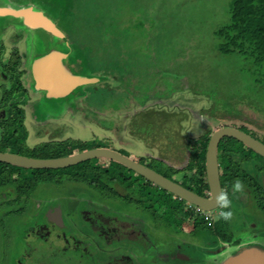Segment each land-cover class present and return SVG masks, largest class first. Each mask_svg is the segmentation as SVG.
<instances>
[{
  "label": "rangeland",
  "instance_id": "374dc122",
  "mask_svg": "<svg viewBox=\"0 0 264 264\" xmlns=\"http://www.w3.org/2000/svg\"><path fill=\"white\" fill-rule=\"evenodd\" d=\"M230 2L136 0V6L131 4L130 8L135 7L131 9L147 16L144 26L149 27V33H152L149 37L151 46L141 52L142 60H136L138 63L131 68L137 72L120 71L122 63L118 59L114 67L116 75L118 77V73L123 72L125 76L116 81L109 72V76L102 75L104 66L111 64L109 60L116 52L108 49L103 62H94V55L87 46L83 48L87 42L101 41V37L108 40L117 38L105 33L107 25L103 21L99 23V18L97 26L91 24L93 0H0V6H35L53 19L65 34L63 38H52L42 29H22L16 17H0V41L4 42H0V119L12 120L14 116L20 119L27 134L24 144L19 142L23 155L29 156V147H36L38 154L52 153L56 147H65L64 141L78 140L84 149L98 145L110 147L125 152L175 181L191 184L192 174L187 167L196 162L193 158L195 147L191 146L193 140L205 134L211 135L220 127L231 126L264 142V83L258 82L253 73L241 72V67L246 65L243 60L234 55L225 56L217 47L218 39L214 32L230 20ZM82 8L87 10L84 17ZM148 19L151 24H147ZM166 21L171 23L174 33H178L175 29L179 25L194 37L193 43L183 44L185 65H182V60L174 63L167 60L164 53V63L156 58L155 52H166L164 47L170 49L174 46L156 35L161 27L165 29V35L170 34L171 27ZM140 40L144 43V39ZM182 42L180 36L173 41L177 45ZM176 49L179 52L181 46ZM54 50L67 55V60L63 61L66 74L73 73L96 81L60 97L38 89L29 70L30 63ZM102 53L104 50L99 49L98 55ZM18 54L22 60H18L16 68L14 62ZM174 67L186 70L180 73L178 81L174 78L178 77ZM207 68L211 77L202 79L207 77ZM15 69L21 72L24 90L17 86L19 78L11 77L16 74ZM147 80H151L152 85H146ZM139 83L142 85L141 93L135 88ZM146 87H149L148 93ZM14 89L24 92L9 103L11 96L6 92ZM141 95L145 99L141 100ZM19 97L25 101L19 103ZM4 101L7 103L3 104ZM12 107L16 108L15 112ZM4 130L0 126V151L12 152L2 141ZM190 140L192 142H188ZM45 142L49 145L45 146ZM221 145L230 151L237 150L235 146L242 150L232 153L230 158L219 154L221 178L224 179L223 170L229 159L236 162L233 169L238 167V163L243 170L247 168L246 175L241 173L242 177L252 174L256 164L264 167V160L254 158L255 154L242 148L241 144L226 140ZM99 162L108 163L103 159ZM0 166L2 168L3 165ZM4 167L0 177L7 178V182L14 184L13 180L20 177L17 180L21 185L28 180L23 179L22 169L10 167L14 169L13 175L9 176V166ZM75 168L53 171L70 173ZM196 168L195 164L193 170ZM124 170L125 178L119 176L118 186L112 187L120 193L116 196L104 195L99 188L89 186L83 180L41 183L36 190L23 192L18 199L14 186L0 185V191L4 189L0 192V200L5 197L10 200L0 202V264H116L124 257L131 258L134 264H169L174 260L170 253L176 247L180 254H189L194 259L191 261L193 264H221L251 243L264 248V210H261L264 209V194L260 189L262 185L257 181L254 183L250 177L242 181L243 185L250 184V188L232 196V223L227 227L233 233L240 231L236 237L242 243L227 245L222 254L216 255L218 249L222 251L224 243L217 235V223L211 226L210 221H216L224 209L206 212L194 207L187 209L188 205L180 198H173L171 193L162 191L152 182L150 184L142 177L132 176L130 170ZM229 179L236 181L233 176ZM252 199L259 200V208L250 206ZM57 205L63 208L65 225H60L59 229L51 226L43 215L47 207ZM200 213L206 219L194 216ZM99 214L105 218L108 216L110 223L103 226L106 229L117 228L120 239L114 229L101 233L105 230ZM249 223H252L251 229L247 226ZM132 225V236L144 234V238L136 243L125 240L129 236L122 233ZM213 226V231H197L198 227L202 230V227L211 229ZM244 226L247 229L242 230ZM163 252L170 255L161 257ZM176 262L190 263L188 260Z\"/></svg>",
  "mask_w": 264,
  "mask_h": 264
},
{
  "label": "trees",
  "instance_id": "16d2710c",
  "mask_svg": "<svg viewBox=\"0 0 264 264\" xmlns=\"http://www.w3.org/2000/svg\"><path fill=\"white\" fill-rule=\"evenodd\" d=\"M93 2H94L92 7L93 19H91L90 17L91 24L97 26L98 24L97 18H99V23L103 21V23L107 25V27H105L106 28L105 33L110 35H116L118 39L114 38L113 40H108L107 38L104 39L103 37H101L99 38L101 39V41L93 40L87 42V45L84 44L83 48L84 46H87L89 52H91L94 55L93 56L94 62L100 60L103 62L104 59L106 58L107 53L109 52L108 49H111L116 52L115 54L110 53L113 55V59L109 60V62L111 63L110 65H106V67L104 66L105 69H103L102 75H106V76L111 75L116 79V81L120 80L121 79L120 77L125 76L123 72H119L118 75L119 74L120 75L118 77L116 75L117 72L115 71L114 67L118 59L120 63H122L119 67L120 71L127 70V71L137 72L135 68H133V70H131V68L134 65H136L135 63H138L136 60H142L143 57L141 55L142 54L141 52H143L145 49H149V47L151 46L150 45L151 38L149 39V37L152 36V33H149L150 31L149 27L144 26L146 24L144 22L147 16H144L143 14L136 12L135 9H131L135 7L130 8L131 4L136 6V0H93ZM127 5L128 7H126ZM230 8H231L230 20L225 25H222L221 27L217 28L214 32L215 37L218 39V46H217L218 50L221 53L225 54V56L234 55L237 58L243 60L246 63V65L241 67V72L253 73L257 76L256 80L258 82L264 83V0H231ZM86 12L87 10L82 8L81 14L83 17L86 14ZM166 23L168 22L166 21ZM147 24H151L149 19L147 20ZM168 24L171 27V23ZM163 32H165V29L161 27L160 32L156 33V35H158L157 37L159 39L169 41L174 46L170 48L172 51L168 47H164L163 49L166 50V52H155L156 58L157 59L160 58L159 61L161 63H164L162 57V54L164 53L167 56V60L170 61L172 60L173 63L175 61L179 62V60H182L183 61L182 65H185V63H187V60H186V54L184 53V51H182L185 50L183 44L184 43L191 44L194 42L193 39L194 37L193 35H191L192 33L186 31L185 29L180 28L179 25H177L175 29V32L178 33H174V29H172V27L170 34L165 35ZM177 36H180L184 41L180 45L173 43V41L177 38ZM140 39H144V43H141L142 41ZM179 46H181V50H179L178 52L176 48ZM99 49H103L104 53L98 55ZM114 57H116V59H114ZM150 59L151 58H149V60ZM17 62L18 61L14 62V64H16ZM173 70H176L178 72V77L177 76L174 77L176 81L180 80V73H184L186 71L185 69H181L177 67L176 68L174 67ZM205 74H207V77H201V78L210 79L211 76L209 75L211 73H209L208 68L206 69ZM20 75L21 72H17L16 70V74H12L11 77L17 76L19 78ZM143 79H141V81ZM141 83L142 85L144 84L143 82ZM141 83L135 86V88L140 93L142 92V85L140 86ZM145 83L146 85L148 84L152 85L151 80H147ZM17 86L22 89V85L19 81ZM120 87L121 85L119 86V88ZM220 87L221 86H218V88ZM148 89L149 87H146L147 93L149 92ZM21 92L24 91L22 90ZM21 92H16V90L14 89L11 91L10 90L7 91L6 95L11 96L10 99L13 101V99L17 98L18 94ZM140 98L141 100L145 99L144 95H141ZM5 103H7V101L3 102V104ZM12 109L13 112L16 111L15 107H12ZM0 126H2V128L5 129L2 140L3 142H6L5 146L7 148L10 147L11 148L10 151L12 152L24 154L21 151V148H22V144H24L25 142L27 134L18 116H14V119L12 120L0 119ZM209 139H210V134L209 135L205 134L198 140H193L194 143H192L191 146L195 147L193 158L196 159V162L194 164L191 163V166L188 165L187 167L188 171L190 172L189 174H192L190 175L191 184H187V185L183 184L186 186V188L188 187L189 189L196 191L199 194H205V192L209 188L206 178V169H205V156L207 150L206 148ZM226 140L230 142H237L238 144L242 145V148L248 150V152L254 153L255 154L254 156H260L255 151L249 149L245 144H243L242 142H240L239 140L233 137H224L221 140V142L222 141L224 142ZM20 141H22V144L19 143ZM188 142H192V141L190 140ZM221 142L219 144V148L217 149H218V154H221L224 157L228 156V158H230L231 156L233 157L232 153L242 151L238 149L239 146L234 147L235 149H237L235 151H230L228 148L225 149V147H222L223 144L221 145ZM47 143L49 142H45L46 144L45 146L49 145ZM63 143L66 145L65 147L64 146L61 148L56 147L54 151H52V153L45 152L42 154H38L36 152L37 149L36 147L33 148L29 147L27 152L29 156H37L38 154V156L41 158H47V157H61V156L74 154L76 153L74 152L76 149H79L77 152L85 150L83 146H80L81 141L78 140H66ZM226 145L228 146V143H226ZM98 146H103V145H98ZM122 153L126 154L125 152ZM99 159H103L108 163L99 162ZM99 159L94 158L81 162L77 165L65 167V168H73V167L76 168L74 169V171L70 173L60 172V174H58L57 171H53L54 169H40V168L32 169V168H26V167L0 162V164L3 165L2 168L0 166V173H2V171L5 169L3 168L4 166H9L11 168L16 167L17 169L23 170L22 172V174L24 175L23 179L28 178V180H25V183L23 181V183L19 185L17 179L20 180L21 179L20 177L15 178L13 180L14 184L7 182L8 181L7 178L3 179L2 177H0V185L14 186L19 194L17 196L18 199V197L20 198L22 194H24L23 192L36 190L37 186L41 183L43 184V183L51 182L55 184L67 180L69 181L83 180L89 186L99 188L98 190L102 192L104 195L116 196L120 193H118L117 189H114L112 187L118 186L117 179L119 178V176L125 178L124 169L130 170L132 176L136 175L145 179L143 176L139 175L134 170L130 169L129 167L123 165L120 162L108 158H99ZM235 163L236 162L234 161V159L233 160L229 159L224 166V175H225L224 177H226L227 181L229 180L230 187L231 185L234 184V182H232V179L229 178L233 176L235 179H239L241 173H243L240 163H238L239 165L237 168L233 169V165ZM195 164L197 165V168L194 171L193 168ZM13 169H11L10 171L11 175L9 176L13 175L12 172ZM245 170L247 171L246 167ZM110 173L113 175H111ZM244 174L246 175V172ZM247 177L248 176L246 177L241 176L243 180H245ZM146 181L151 184L149 180ZM221 181L222 184H224L223 178ZM248 185L250 186V184ZM162 191H165V189H162ZM263 205L264 204H262V206ZM224 224L225 222L221 221L220 223L221 227H219L217 231L218 234H221L222 238L227 240L231 235L224 228Z\"/></svg>",
  "mask_w": 264,
  "mask_h": 264
},
{
  "label": "water",
  "instance_id": "95a60500",
  "mask_svg": "<svg viewBox=\"0 0 264 264\" xmlns=\"http://www.w3.org/2000/svg\"><path fill=\"white\" fill-rule=\"evenodd\" d=\"M4 16L16 17L23 23V26L32 30L42 29L48 36L52 35V38H63L65 36L53 19L31 4L19 8L0 6V17ZM37 59H35L34 69H32L31 73L36 81L37 88L47 91L50 96L60 97L70 93L79 86L96 81L94 78L81 77L73 73L71 75L66 74L63 69V61L67 60V55H64L61 50L50 51L46 56H42L40 60ZM224 137H233L264 157V142L260 139L237 127L223 126L216 129L210 135L206 148L205 169L209 187L207 195H201L188 187L186 188V186L165 176L154 168L120 151L105 146L85 149L66 156L47 158L0 151V162L32 169H58L94 158H108L122 163L143 176L145 180H149L181 200L193 204L206 212L218 208L215 203V196L223 192L217 148H219V144ZM224 264H264V254L257 248L245 247L238 255L229 257Z\"/></svg>",
  "mask_w": 264,
  "mask_h": 264
},
{
  "label": "flooded vegetation",
  "instance_id": "af4514ba",
  "mask_svg": "<svg viewBox=\"0 0 264 264\" xmlns=\"http://www.w3.org/2000/svg\"><path fill=\"white\" fill-rule=\"evenodd\" d=\"M22 22L19 20V26L22 28V29H25V28H27V29H30V28H28V27H25V26H23V23L21 24ZM24 27V28H23ZM18 36H20V34L18 35ZM0 42H2V43H4L2 40L0 41ZM16 47V46H15ZM21 55H19L18 54V57L16 58V61H18L19 59L20 60H22L21 59V57H20ZM126 56V55H125ZM40 56H38V57H36V58H39ZM35 58V59H36ZM38 60V59H37ZM15 61V62H16ZM38 62V61H37ZM36 62V63H37ZM33 64H35V62L34 63H30V72H32V69H34V66H33ZM16 65H17V67H18V62L16 63ZM33 79H34V77H33ZM33 81V80H32ZM19 82L21 83V81H20V77H19ZM34 82H35V85H36V81H35V79H34ZM22 85V84H21ZM23 86V85H22ZM23 88V90H24V87H22ZM43 94H44V92H43ZM19 101L21 102V103H23L25 100L24 99H21L20 97H19ZM19 102V103H20ZM19 103H18V105H19ZM246 132V131H245ZM248 133V132H247ZM250 134V133H249ZM1 151H5V150H1ZM8 151V150H7ZM118 151V150H117ZM14 153H17V152H14ZM19 154H21V153H19ZM259 155V154H258ZM261 156V155H260ZM260 156H256V158H258V157H260ZM254 158H255V156H254ZM262 160H264V157H260ZM218 159H219V154H218ZM258 162H259V164H260V161L258 160ZM147 165V164H146ZM255 168H253L254 169V172H251L252 174H250L248 177H250L251 178V180L254 182V183H256L255 181H257V183H260L261 185H262V188H260L261 190H262V192H263V194H264V167L262 166H259V165H257L256 164V166H254ZM3 168H5V167H3ZM8 169V171L7 172H10L11 171V168L10 167H8L7 168ZM156 170V169H155ZM243 170V169H242ZM158 171V170H157ZM159 172V171H158ZM220 172H221V170H220ZM243 173H245V172H247L245 169L242 171ZM160 173H162V172H160ZM223 173H224V170H223ZM163 174V173H162ZM165 175V174H164ZM165 176H167V175H165ZM167 177H169V176H167ZM170 178V177H169ZM172 179V178H171ZM241 181H244L243 180V178H241V176H240V178H239ZM147 180V179H146ZM145 180V181H146ZM174 180V179H173ZM221 180H222V178H221ZM235 180H237V179H235ZM178 182V181H177ZM222 182V181H221ZM180 183V182H179ZM182 185L184 184V183H181ZM257 185V184H256ZM8 186H11V185H8ZM185 186V185H184ZM229 186V187H228ZM11 187H13V186H11ZM253 187V186H252ZM222 190H223V192H227L228 193V196H229V199L232 201V206H231V209L230 210H232V207H233V205H234V202H233V200H232V196H234L235 195V193L233 192V190H232V185H231V187H230V184H229V180L227 181V179H226V177H224V184H222ZM247 188H250V186L249 185H244V188H243V190H247ZM14 189H15V187H14ZM4 190V189H3ZM2 189H1V191H3ZM0 191V192H1ZM250 191V190H249ZM7 192V191H6ZM166 192H168V191H166ZM196 192V191H195ZM169 193V192H168ZM198 193V192H197ZM207 193H208V190L205 192V194H201V195H207ZM240 193V192H239ZM249 192H247V194H248ZM172 194V193H171ZM249 195V194H248ZM3 196H5V195H3ZM172 196H173V198H175L176 196L174 195V194H172ZM169 198V197H168ZM171 198V197H170ZM176 198H178V197H176ZM3 200H5V201H10V200H8V199H6V197L4 198V199H2V201ZM14 200V199H13ZM1 200H0V202H2ZM181 201H183V202H185V204H186V206L188 205V207H186L187 209L188 208H190V207H194L195 209H197L198 207L197 206H195V205H193V204H190V203H187L186 201H184V200H181ZM259 200L257 199L256 201L254 200V199H252V204L250 205V206H253L254 208H259ZM264 204V203H263ZM59 205H57V206H54V207H52V208H46L45 209V211H44V213H43V215H45V217H46V219H47V221H48V223L51 225V226H53V227H55V228H58L60 225H62V226H65L64 225V216H63V208H62V206H59ZM264 206V205H263ZM262 206V208H264ZM219 208V207H218ZM261 209V208H260ZM200 212H205V211H202L201 209H198ZM262 211L264 210V209H261ZM188 212H189V210H188ZM60 214H62L61 215V217H60ZM99 215H101V214H99ZM103 215H101V217H102ZM195 217L196 216H201L200 218H202V219H206V217H204V215H201V213L200 214H196V215H194ZM107 219H108V216H106V218L105 217H102V228H103V230H105L104 232H101V233H105V232H107V231H110L111 229H114V232L115 233H117V236H118V239H120V237H121V235H120V233H118V232H116L117 230V228H115V227H112V228H109V229H106L103 225H105V224H108V223H110V222H108L107 221ZM205 222H206V220H204ZM221 221H223V219H221L220 217L218 218V219H216V221H210V223H211V226L212 225H214L215 224V222L217 223V227L219 228V227H221V225H220V223H221ZM225 222V224H224V228L226 227H229L230 226V224L232 223L231 222V220L230 221H224ZM244 225V224H243ZM256 225V224H255ZM255 225H253L254 227H255ZM247 226H248V228H252V223H249V224H247ZM132 227H133V225L130 227V228H128V230H125L124 232H122L123 234H124V236H129V238L128 237H125L126 239L125 240H128V241H134V243H136V242H138L140 239H142V238H144V234H140V233H137V237H134V235L132 236V233L131 232H133V230L134 229H132ZM197 227H194V229H196ZM214 228H215V226H213V227H211V229H207L206 227H202V230H201V228H199L198 227V230L197 231H203L204 232V230H214ZM59 229V228H58ZM136 229V228H135ZM245 229H247L245 226H244V228L242 229V230H245ZM227 231L229 232V234L231 235V236H229V240L227 239V240H225L224 238H222L221 237V234H218L217 233V235H219V237H221V239H222V241H223V247H222V251H220L219 252V249L216 251V255H218V254H222V252H223V250L225 249V247H227V245H232V246H234V245H236V246H238V245H240L241 243H242V240L239 238V237H236V235H238V233H240V231L239 232H236V233H233V232H231L230 231V229L228 230V228H227ZM244 233V232H243ZM132 236V237H131ZM220 239V240H221ZM247 247V246H246ZM248 247H254V248H257L258 250H260L261 252H263V254H264V248H262V247H260L258 244H256V243H251V244H249L248 245ZM240 248V247H239ZM239 248H238V250H239ZM176 250L174 251V252H171L170 254L173 256V261L171 262V263H169V264H183V263H177L176 261H182V260H188V262H190L189 264H193V262H191V261H193L192 260V258H191V256L189 255V254H180L178 251H177V247L175 248ZM243 249H244V247H243ZM243 249H241L240 251H238L237 253H235V254H233V255H231V256H234V255H238ZM170 254H168V253H164L163 252V254L161 255V257H164L165 255L168 257ZM178 254H179V257L177 258V256H178ZM126 256V255H125ZM230 256V257H231ZM196 257V256H195ZM228 259V258H227ZM226 259V260H227ZM225 260V261H226ZM127 262L129 263V264H134V262H133V260L131 259V258H127V257H124V258H120L117 262H116V264H127ZM225 262L223 261V262H221V264H224ZM194 264H196V263H194ZM198 264V263H197Z\"/></svg>",
  "mask_w": 264,
  "mask_h": 264
},
{
  "label": "clouds",
  "instance_id": "9594fccd",
  "mask_svg": "<svg viewBox=\"0 0 264 264\" xmlns=\"http://www.w3.org/2000/svg\"><path fill=\"white\" fill-rule=\"evenodd\" d=\"M243 188L244 185L242 181H240L239 179H237L235 183L232 185V190L234 193L242 192ZM215 203L216 206H218L221 209H224L219 213L220 218L223 219L224 221H230L232 219L233 212L230 210L232 206V201L229 199L228 193L221 192L220 194L215 196Z\"/></svg>",
  "mask_w": 264,
  "mask_h": 264
},
{
  "label": "crops",
  "instance_id": "0c3cea01",
  "mask_svg": "<svg viewBox=\"0 0 264 264\" xmlns=\"http://www.w3.org/2000/svg\"><path fill=\"white\" fill-rule=\"evenodd\" d=\"M12 100L8 101L9 103L11 102Z\"/></svg>",
  "mask_w": 264,
  "mask_h": 264
}]
</instances>
